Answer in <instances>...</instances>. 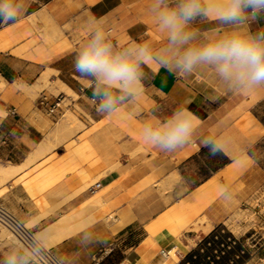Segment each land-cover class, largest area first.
I'll list each match as a JSON object with an SVG mask.
<instances>
[{
  "label": "crops",
  "instance_id": "obj_1",
  "mask_svg": "<svg viewBox=\"0 0 264 264\" xmlns=\"http://www.w3.org/2000/svg\"><path fill=\"white\" fill-rule=\"evenodd\" d=\"M149 7L47 0L0 26V167L19 168L0 176V203L30 224L62 264H189L187 256L264 189V89L233 94L216 78L207 83L196 74L179 78L164 68L146 69L135 107L96 111L90 87L73 68L88 37L80 31L89 30L93 17L103 18L116 41L159 46ZM196 25L202 32L221 27L209 20ZM260 26L264 19L249 25L253 32ZM47 77L78 96L71 109L83 129L58 127L62 109L51 115L39 104ZM178 107L200 118L193 143L171 153L145 145L144 122ZM205 135L228 141V150L208 156L200 144ZM224 188L232 191L231 201L221 198ZM199 222L207 229H195ZM89 231L101 241L83 243ZM14 246L0 238V259Z\"/></svg>",
  "mask_w": 264,
  "mask_h": 264
},
{
  "label": "clouds",
  "instance_id": "obj_2",
  "mask_svg": "<svg viewBox=\"0 0 264 264\" xmlns=\"http://www.w3.org/2000/svg\"><path fill=\"white\" fill-rule=\"evenodd\" d=\"M148 11L161 36L159 46L116 41L103 18L90 21L73 68L90 87L99 114L135 107L144 93L146 69L164 68L179 78L210 70L233 94L252 95L264 89V26L255 32L249 27L264 19V0H151ZM26 14L25 0H0V26L15 24ZM198 19L221 27L202 32ZM199 127L198 116L178 107L164 119L153 115L140 135L145 145L171 153L193 143ZM200 144L210 157L223 155L229 148L228 141L213 135L200 137ZM220 196L228 202L233 194L224 188ZM100 241L90 231L82 238L85 244ZM40 257L39 244L14 246L0 264H38Z\"/></svg>",
  "mask_w": 264,
  "mask_h": 264
},
{
  "label": "rangeland",
  "instance_id": "obj_3",
  "mask_svg": "<svg viewBox=\"0 0 264 264\" xmlns=\"http://www.w3.org/2000/svg\"><path fill=\"white\" fill-rule=\"evenodd\" d=\"M47 0H25L27 12L34 10L41 3ZM211 2V0H210ZM126 7L130 8L135 3L150 5L151 0H125ZM201 21L197 20L196 22ZM45 22V28H48ZM89 30H81L82 36L88 34ZM198 80H205L210 83L215 79L214 74L208 70L203 73H196ZM45 93L49 95H60L62 97V113L58 121V127H64L70 116L79 118L76 111H73L71 98L77 99V95L68 90L62 81L50 82L48 77L45 80ZM78 121V120H77ZM73 124L67 125L71 127ZM65 127V128H68ZM77 127H79L77 125ZM65 140V137H54ZM28 227L30 224L26 223ZM38 239L47 248L50 244L39 234ZM0 238L19 247L25 248L23 244L4 226L0 224ZM200 245V244H199ZM198 245V246H199ZM180 248L185 251L187 248L179 243ZM197 246V248H198ZM196 248V249H197ZM201 256L198 264H264V189L255 193L246 205L239 208L225 226L219 227L214 235H209L200 249ZM175 251L171 256L176 259ZM193 264V263H189Z\"/></svg>",
  "mask_w": 264,
  "mask_h": 264
},
{
  "label": "built area",
  "instance_id": "obj_4",
  "mask_svg": "<svg viewBox=\"0 0 264 264\" xmlns=\"http://www.w3.org/2000/svg\"><path fill=\"white\" fill-rule=\"evenodd\" d=\"M39 104L47 108L51 115L61 109L62 97L60 95H49L42 93L38 99ZM14 112V111H13ZM0 224L7 228L25 248L32 244H39L41 257L38 264H62L37 237L36 233L22 222L14 213L0 203ZM165 254V252H163ZM169 254V252H167Z\"/></svg>",
  "mask_w": 264,
  "mask_h": 264
},
{
  "label": "bare ground",
  "instance_id": "obj_5",
  "mask_svg": "<svg viewBox=\"0 0 264 264\" xmlns=\"http://www.w3.org/2000/svg\"><path fill=\"white\" fill-rule=\"evenodd\" d=\"M68 90H70L69 88H67ZM78 119H76L75 117H73V116H70L69 117V120L67 121L66 120V122H65V126L64 127H68L67 125H70V124H77L79 127L78 128H80V127H82L81 129H83V126L81 125V124H79V122L77 121ZM64 129V128H63ZM80 129V130H81ZM78 131V130H77ZM67 137H65L64 139H66ZM44 145V144H43ZM40 146V145H39ZM45 146V145H44ZM47 146V145H46ZM53 146L54 145H51V147L53 148ZM48 147H50V146H48ZM46 148V147H45ZM44 149V148H43ZM46 149H44V151H45ZM49 150H50V148H49ZM41 151H42V149H41ZM40 151V152H41ZM44 151H43V153H44ZM47 152V151H46ZM38 153V152H37ZM43 155V154H42ZM37 157H39L38 155H37ZM21 169V168H20ZM19 170V168H17V167H14V165L13 166H2V167H0V176H2L3 178H8V177H10V176H12V175H14L17 171ZM19 172V171H18ZM206 217V216H205ZM202 220H204V222H205V220L206 219H202ZM207 222H209L208 220H207ZM66 224V223H65ZM208 224V223H207ZM206 224V225H207ZM205 225V226H206ZM210 225V224H209ZM203 227L202 226V224H200V222H199V224L197 223L196 225H195V229H199V228H201V227H203V228H206V227ZM212 227V226H211ZM211 227H210V229H211ZM207 229V228H206ZM44 244V243H43ZM189 247V246H188ZM187 248V247H186ZM173 249V248H172ZM175 250V249H174ZM174 250H171L170 249V252H169V255L171 256V253H173V251ZM189 250V249H188ZM168 255V256H169ZM175 256V255H174ZM172 259H174L173 257H172ZM177 259V258H176ZM175 260V259H174ZM171 263H173V262H171ZM175 264V263H174Z\"/></svg>",
  "mask_w": 264,
  "mask_h": 264
},
{
  "label": "trees",
  "instance_id": "obj_6",
  "mask_svg": "<svg viewBox=\"0 0 264 264\" xmlns=\"http://www.w3.org/2000/svg\"><path fill=\"white\" fill-rule=\"evenodd\" d=\"M215 232V231H214ZM214 232L210 235H214ZM207 238H205L200 245L198 246L197 249H195L193 252H191L188 256H187V262L189 263H193V264H198L199 262V257L201 256L200 254V249H201V244L203 245V242L206 241Z\"/></svg>",
  "mask_w": 264,
  "mask_h": 264
}]
</instances>
